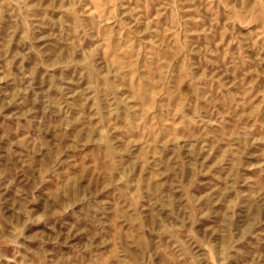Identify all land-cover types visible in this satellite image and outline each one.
I'll return each instance as SVG.
<instances>
[{
    "label": "rangeland",
    "instance_id": "1",
    "mask_svg": "<svg viewBox=\"0 0 264 264\" xmlns=\"http://www.w3.org/2000/svg\"><path fill=\"white\" fill-rule=\"evenodd\" d=\"M0 264H264V0H0Z\"/></svg>",
    "mask_w": 264,
    "mask_h": 264
}]
</instances>
